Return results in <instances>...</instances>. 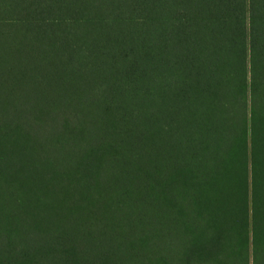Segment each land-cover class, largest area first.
Wrapping results in <instances>:
<instances>
[{"label": "trees", "instance_id": "1", "mask_svg": "<svg viewBox=\"0 0 264 264\" xmlns=\"http://www.w3.org/2000/svg\"><path fill=\"white\" fill-rule=\"evenodd\" d=\"M0 264H264V0H0Z\"/></svg>", "mask_w": 264, "mask_h": 264}]
</instances>
